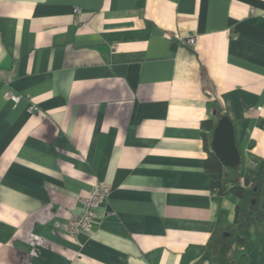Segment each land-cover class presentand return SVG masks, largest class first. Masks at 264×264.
I'll use <instances>...</instances> for the list:
<instances>
[{"label": "crops", "instance_id": "0c3cea01", "mask_svg": "<svg viewBox=\"0 0 264 264\" xmlns=\"http://www.w3.org/2000/svg\"><path fill=\"white\" fill-rule=\"evenodd\" d=\"M0 79L22 96L0 81V264H207L247 205L212 189L216 113L238 184L263 178L264 0H0ZM97 184L108 203L72 239ZM238 237L236 264H264V218Z\"/></svg>", "mask_w": 264, "mask_h": 264}, {"label": "trees", "instance_id": "16d2710c", "mask_svg": "<svg viewBox=\"0 0 264 264\" xmlns=\"http://www.w3.org/2000/svg\"><path fill=\"white\" fill-rule=\"evenodd\" d=\"M223 116L224 114L222 113H216L213 120H205L202 122L201 127L205 132L210 134V140L218 120ZM203 135L206 140L205 134ZM205 148L208 152V157L205 160V168L218 175V179L212 183L213 191H216L217 195L234 193L241 198H245L247 204L244 208H237L235 211V227L217 228L212 232L205 246L207 251L205 259L207 264L240 263L242 260L244 261V256L239 258L237 262L232 254L233 245L235 243H242V239L238 237V232L264 218L261 210L263 204L260 202L264 187V169L262 170L263 178L260 181L252 183L249 190H244L237 181L240 166L237 168L223 167L209 149L208 143L205 144Z\"/></svg>", "mask_w": 264, "mask_h": 264}, {"label": "built area", "instance_id": "2783aa9c", "mask_svg": "<svg viewBox=\"0 0 264 264\" xmlns=\"http://www.w3.org/2000/svg\"><path fill=\"white\" fill-rule=\"evenodd\" d=\"M74 13H78V10L75 9ZM185 42L188 46L193 47L197 42V38L195 36H189L185 39ZM0 81L3 80L0 79ZM3 82L7 85V89L3 95L4 99L13 104H17L22 96L12 89L8 80H4ZM37 109L36 105L30 104L28 111L29 113H34ZM109 193V186L97 184L88 191L87 195L79 199L82 212L78 216H72L65 227L66 234L70 238L75 239L80 233L92 232L97 219V210L108 203Z\"/></svg>", "mask_w": 264, "mask_h": 264}, {"label": "water", "instance_id": "95a60500", "mask_svg": "<svg viewBox=\"0 0 264 264\" xmlns=\"http://www.w3.org/2000/svg\"><path fill=\"white\" fill-rule=\"evenodd\" d=\"M211 152L223 167L237 168L241 164V156L236 146L234 127L231 120L223 116L212 132Z\"/></svg>", "mask_w": 264, "mask_h": 264}]
</instances>
